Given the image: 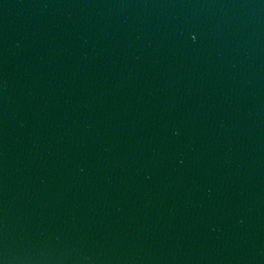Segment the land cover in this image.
<instances>
[{
    "label": "water",
    "instance_id": "95a60500",
    "mask_svg": "<svg viewBox=\"0 0 264 264\" xmlns=\"http://www.w3.org/2000/svg\"><path fill=\"white\" fill-rule=\"evenodd\" d=\"M0 264H264V0H0Z\"/></svg>",
    "mask_w": 264,
    "mask_h": 264
}]
</instances>
